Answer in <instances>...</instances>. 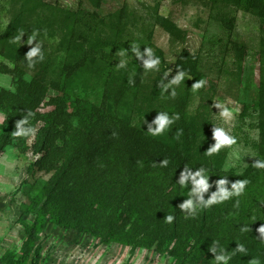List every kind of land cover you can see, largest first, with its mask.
I'll return each mask as SVG.
<instances>
[{"label":"rangeland","instance_id":"rangeland-1","mask_svg":"<svg viewBox=\"0 0 264 264\" xmlns=\"http://www.w3.org/2000/svg\"><path fill=\"white\" fill-rule=\"evenodd\" d=\"M262 9L245 11L226 0H0V260L21 256L24 227L37 222L38 264H215L212 241L232 256L229 264H264L257 232L264 224V169L252 166L264 160V108L257 103L264 84ZM34 31L44 59L29 68L24 58L37 42H26ZM22 33L21 43L14 40ZM133 47L151 48L160 64L126 88L139 64ZM183 51L197 56L203 89L184 77L172 85L174 96L168 89L150 102L155 79L174 78ZM121 60L126 66L118 68ZM14 71L37 85L26 92ZM217 104L233 111L230 120L218 115ZM29 111L37 131L51 129L54 153L34 154L36 135H12ZM158 112L179 118L152 136L147 123ZM214 127L237 143L210 156ZM171 149L180 150L181 171L211 169L205 199L224 176L229 190L248 180L244 194L207 208L205 219L199 210L188 216L179 205L191 184L181 187L168 170ZM80 152L57 181L58 170ZM112 221L107 244L86 232L111 231ZM237 244L246 253L234 251ZM191 249L196 258H188Z\"/></svg>","mask_w":264,"mask_h":264},{"label":"clouds","instance_id":"clouds-1","mask_svg":"<svg viewBox=\"0 0 264 264\" xmlns=\"http://www.w3.org/2000/svg\"><path fill=\"white\" fill-rule=\"evenodd\" d=\"M25 33H22L20 36L14 38V40L19 41L21 43V39ZM38 32H33L31 36H29L27 40L28 45H32L34 41L37 43L34 47H31L27 52L24 60L26 61L27 67L31 68L39 62L43 61L44 55L42 52V48L38 43L36 37ZM127 52L126 50H124ZM131 52L135 56V58L139 61H142V67L148 70L157 69V66L160 64L159 57H156L151 48H145L144 52L140 51V48L133 47L131 48ZM125 61H119L118 68L125 67ZM169 74H166L163 78L164 81L168 77ZM185 72L183 70H177V74L172 78L169 82L163 83L162 86L165 92L168 89H171L170 95H175V91L172 88V85H179L181 81L184 80ZM205 80H198L193 88L199 89L205 85ZM220 109L219 116L224 118L226 121L230 120L233 116V111L228 107H224L222 105H215ZM32 112H27L26 115L20 119L15 125V131L12 133L14 137H34L36 135V128L31 126L29 123V117L33 116ZM178 115L170 116L166 112H158L157 117L152 121V123H147L144 120V123H147V132L152 136H159L165 132V130L174 123L175 119H178ZM213 139L215 143L208 149V155H212L214 153H218L222 148L230 147L237 143V139L233 135H229V133L223 127H214L213 129ZM168 164L167 160H163L159 165L161 167H166ZM257 169H264V160L256 159L255 163L252 165ZM207 170L204 168H198L194 171L187 167H184V170L180 173L179 180L177 184L181 187H188L190 182L191 190L187 192L188 198L179 205V208L182 212H186L188 216H195L200 209H207L213 205L221 204L227 200H230L233 197H240L244 194L247 185L249 184L248 180H237L236 182L231 183V190L227 187L229 185V180L227 176L221 177L215 183V187L217 189L216 192L212 193L208 199H205V194L209 192V189L212 185L209 183V176L206 174ZM239 200L236 201V205L238 206ZM174 217L171 215L166 216V221L168 223H172ZM242 230H247V228H242ZM258 239L261 242H264V224H262L258 229ZM209 251L214 254L213 261L215 264H229L232 256L227 253V250L219 248L218 241H212V244L209 248ZM240 253H246L247 249L243 244H237L236 249L234 250ZM117 264H120L117 261ZM252 264H258V262L253 261Z\"/></svg>","mask_w":264,"mask_h":264},{"label":"trees","instance_id":"trees-1","mask_svg":"<svg viewBox=\"0 0 264 264\" xmlns=\"http://www.w3.org/2000/svg\"><path fill=\"white\" fill-rule=\"evenodd\" d=\"M227 2L232 3L233 5L248 11L250 9H252L254 6L256 5H262L263 9L261 11V15H264V0H226ZM158 23L165 29V30H170V27L167 24V21L163 18V17H158ZM197 56L196 55H192L189 54L186 51H183L179 54V56L176 59L175 65H174V71L177 74V70H183L185 72V78L186 77H190L191 81L193 83H196L198 80H201L203 78L202 74L198 71V60H197ZM145 69L142 67V61H139L138 67L136 69V72L133 74V77L126 81L125 87H131L133 85L138 84V82L140 81L142 75L144 74ZM14 75L15 77H17V81L22 83L25 86V91L28 92L30 91L35 85H37V81H35L34 79L31 80L30 83H26L23 80L22 77V73L14 71ZM163 83H166V81H164L163 78L157 77L154 81V85L152 87L151 93H150V102H154L156 100H158L164 93L165 90L162 86ZM201 90L203 89L202 87L200 88ZM170 90V89H169ZM258 108H264V84L260 85V90H259V94H258ZM203 108V107H202ZM185 127L186 126H182L183 129V135H185L187 133V131H185ZM57 138V137H56ZM55 137L52 134L51 129L49 130H43L42 128H40L37 131L36 134V138H35V143L33 144V152L34 154H43L45 151H51L49 150L50 148L52 149V153H54L55 151L53 149H55V146L53 145ZM183 141H185L187 143V141H189V137L187 138L185 136V138L183 139ZM128 149H130L131 144L128 142L127 144ZM189 146L184 145V157L185 159H187V150H189ZM180 150L178 149H171L170 151V163H169V169L171 171V175H174L175 177L177 175H179L180 177V173L182 172V168H180V159L181 157L179 156ZM82 152L77 154V157L74 158L72 157L69 161V165L65 166L64 168H60L58 170V173L55 175L57 181H61L63 180L67 174H69L70 172V166L72 165L73 162H77L79 161L82 157L81 154ZM44 156V155H43ZM58 169L56 166L50 165L48 167V169ZM208 176H211V169L208 170ZM174 177V178H175ZM206 213H207V209H200L199 210V215L202 219L206 218ZM115 212H113V218H114ZM114 220V219H113ZM39 226V224L37 222H35L33 225L29 226V225H25L24 229L26 232V239L22 244V248H21V256L18 259H15L13 256V254L11 253H7L3 256V258L0 260V262L2 264H25L28 259L30 258L31 254V263L32 264H38L39 260H40V255L38 251H33V244L35 243L36 239H37V227ZM114 227V221H112L110 230L111 231H107L103 234H99L96 233L93 229H87V233L89 235H93V236H99L101 238V241L104 243H109L110 241H112V230ZM248 227V226H247ZM249 228V227H248ZM203 229H201V231H199L198 233H202ZM114 236V235H113ZM197 255L203 256L205 258H207L208 261L213 259V256L211 254L208 253V251L203 250V249H198L197 250ZM187 256H189L188 258H196V253L194 252V250H190L189 253L187 254ZM199 256V257H200Z\"/></svg>","mask_w":264,"mask_h":264}]
</instances>
